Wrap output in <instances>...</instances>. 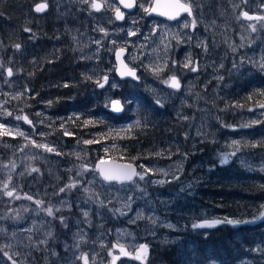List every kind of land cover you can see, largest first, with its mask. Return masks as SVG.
Returning <instances> with one entry per match:
<instances>
[{
	"label": "rangeland",
	"instance_id": "374dc122",
	"mask_svg": "<svg viewBox=\"0 0 264 264\" xmlns=\"http://www.w3.org/2000/svg\"><path fill=\"white\" fill-rule=\"evenodd\" d=\"M180 1L191 6L193 15L171 23L145 17L144 8L149 7L150 0H136L133 12L128 13L120 23L111 17L114 11L111 0H97L101 4L100 11L90 8L91 0L89 4H83L80 0L42 2L49 6V10L36 16L41 19L38 22L60 26L59 39L54 42L53 52L42 53V49L38 50L40 48L35 46L38 40L40 47L42 43V38L37 37L38 31L22 30L33 45L30 47L31 53L35 57L40 53L36 57L38 62L48 64L54 54H59L57 51L60 48L57 46L61 45L62 40L64 49L77 52L76 73L82 78L90 77L93 83L90 88L103 95V108L107 109L109 101L114 99L125 105L121 111L127 114L124 123H116L115 118L107 115L101 116L100 129H103L101 133L104 139L119 140L128 135L121 129H126L137 120L146 121L137 102L123 101L133 93L131 89L148 97L161 113L168 114L167 120H152L156 128L167 121L181 123L184 138L180 144L162 139L165 148L180 145V155L171 160L141 163L137 167L138 172H143L140 165L154 171L168 169L181 161L187 152L189 155L183 161V172L178 181L156 185L134 178L136 184L102 183L93 164L96 160L107 159V153L115 144H102L91 138L87 140L94 143L85 144L84 140L73 138L68 128L69 117H78V111L63 115L62 107L58 110L52 108L49 97L33 103L31 100L36 95L25 90L28 88L25 78L20 76L17 83L16 74H21L15 71L9 77L8 68L3 60L0 61V65H3L0 67V124L4 125V128H0V228L4 229L0 232L2 264H13L14 261L15 264H83L85 254L89 264H146L149 253L143 262L134 258L141 244L148 246V252L152 245H171L190 251V236L211 229H193L194 223L225 218L238 220L228 214L226 207L212 202L214 197L205 198L200 193L202 188H209L210 192H215L216 197L221 198L217 192L221 194L226 187L233 188V185L227 184L228 179L244 183L241 188L237 184V188L231 191L239 196H249L248 200L237 199L239 204L233 208L240 214L243 211V214L250 215L248 219L239 220L248 222L239 224L242 254L233 264H264V223L257 222L260 213L264 212V147L258 143L264 142V108L260 107L264 104V95H260L264 93V69L260 68V63L264 62V20L244 21L239 18L242 11L264 15V0ZM30 14L27 10H19L16 20L27 24ZM193 19L197 21L195 29L191 28ZM16 20L13 23L17 25ZM84 20H88L89 25L83 30ZM185 23L189 24L188 28L184 27ZM252 24L257 27L255 32L249 27ZM2 26L4 33L9 32L4 24ZM101 28L107 32L106 36L100 31ZM133 29L138 30L137 34L129 36V30ZM175 35L180 36L179 43L173 38ZM68 39L71 43H68ZM97 40L102 41V46L95 43ZM6 42L9 43V39ZM165 44L171 45L167 51ZM116 49L125 51L123 61L136 70L139 77L137 82L115 78L112 54ZM189 57L190 67H197L196 72H192L190 67H183ZM165 63L167 67L159 76L147 69L149 64L163 66ZM103 75L108 76V82L104 88H99L94 80ZM172 75L180 81L179 90L162 82ZM237 80H247L251 84L241 89L244 92L242 95L252 93L258 97V102L243 100L246 101L245 105L232 110L229 116H223L221 125L214 121L215 130L211 131V109L207 110L195 99L196 90L205 93L208 100L225 101L233 94L230 87ZM260 89L262 92H258ZM17 96L18 99L14 98ZM108 111L116 114L109 108ZM21 115L27 116L32 124L27 126L16 118ZM65 131L71 135H65ZM17 132L24 135H17ZM234 140L241 141V151L230 157L229 163L221 165L220 157L233 151L229 145ZM245 143H257L258 146L244 147ZM34 144L46 145L54 151L49 152ZM157 150L154 148V151ZM57 152L61 154L57 155ZM231 165L237 169H231ZM33 168L38 171H32ZM152 179L166 178L162 175L146 176V181ZM74 182L77 187L59 191L61 187ZM189 182H193V187H184L181 191L182 185ZM5 183L9 185L8 189H4ZM84 188L89 192L85 193ZM242 188L250 192H242ZM9 190L14 193L12 197L4 194ZM127 195L135 197L131 210L125 209L127 215L109 211V208H121ZM17 196L20 198L17 199ZM108 200L112 203L101 205V201L107 203ZM35 201L42 203L38 207ZM49 207L53 209V216L47 215ZM85 212L88 213L87 217ZM138 212L156 217L157 224L153 226L146 219L130 223L129 218L135 220ZM169 224L173 227H167ZM221 225L233 226L226 223ZM49 232L51 236H48ZM42 240L46 243H40ZM117 242L130 255H122L118 248L112 249L111 246ZM77 243L79 248L76 247ZM113 256L118 257L114 262Z\"/></svg>",
	"mask_w": 264,
	"mask_h": 264
},
{
	"label": "trees",
	"instance_id": "16d2710c",
	"mask_svg": "<svg viewBox=\"0 0 264 264\" xmlns=\"http://www.w3.org/2000/svg\"><path fill=\"white\" fill-rule=\"evenodd\" d=\"M45 1L48 0L0 1V15L3 19L1 20L2 22H0V61L3 60L4 65L7 68H12L13 72H19L25 79L32 78L34 83L36 81V86L34 84V91H28L30 94L36 95V103L44 97H49L48 100L50 101L52 108H57L58 110L62 107L63 110L61 111V114L63 115L75 114L74 112L78 111V114H80L78 116L79 119H77V117H69L70 124H68V128L70 132H72L73 138H79L81 140L91 138L102 144H115L113 148H110V151L108 150L107 159L138 165L150 161L171 160L175 157L176 155H173L171 159H169L168 153L182 148L178 145L184 138L182 124L167 121L162 127L156 128V125L152 120L163 118L167 120L168 114L161 113L148 97H145L142 94L139 95L131 89V92L133 91V93H131L129 98L123 100L125 102H137L139 104L141 114L144 115L142 117H145L148 122L146 128L135 129L131 135H125L119 140H111L110 138L104 139V135L101 133L103 129H100V126L102 125L101 121L103 120L101 116L107 115L113 119L115 118L114 122L116 123H124L127 114L126 112H119L114 115L108 111L109 106L107 109H105V107L103 108V95L96 92L94 88H90L93 83H91L89 79H85V76L82 78L76 73L75 58L77 52H72L70 49H64L63 47L65 44L61 40V45L57 46L60 48V51H57L59 54H54V56L49 59V64H45L44 61H41V63L38 62L34 54L31 53L29 49L31 47L29 45L31 44L27 42L29 39H27L28 37L22 33V30L24 26V28H29L31 31L34 29L36 31L38 30L37 37L42 38L43 40L41 47L39 46V42H37L35 46L40 48L38 50L43 48L41 50L42 53L45 51L53 52L55 49L54 42L59 39L57 34L60 30V26L52 24L46 25L45 22H38L41 19L36 17L33 11L35 5ZM19 10H27L28 14L31 13L27 19L30 21L29 23L21 24L18 19L16 20V14ZM14 20L18 22L17 25L16 22L13 23ZM3 24L9 29V32L4 33ZM88 25V20L82 21L83 30L87 29ZM7 39H9V43L6 42ZM68 43H71L70 39H68ZM16 44L21 45L20 51L19 49H15ZM65 84H67L68 87H65ZM249 85L251 84L247 82V80L234 81L230 87V90L232 92L234 91L233 95H231L229 99L226 98L227 100L225 101L208 100L205 93L201 94L200 91L196 90V96H194L195 99L200 101V104L205 105L207 110L211 109L209 115V118H211V124H209L211 131L215 130L214 121H216L218 125H221L224 121L223 116H229L232 110L245 105L246 101L243 100H248L252 103L258 102V97L252 95V93H246L248 96L242 95L244 92L241 89H243L244 86ZM258 92H262V89L258 90ZM123 106L125 108V105ZM91 134L94 135L91 137ZM160 135H163L164 137H158ZM163 138L172 142L175 141L178 144L176 147L170 146L165 148L162 141ZM154 148H158L157 151H163L164 155L155 156L154 153L157 151H154ZM134 157L135 159H133ZM231 169L236 170L237 167L231 165ZM227 181V184L230 186L233 185V188H237V184L239 188L244 185L243 182L232 181L229 179ZM233 188L226 187L221 194L217 192L218 195H221V198L216 197L215 192H210L209 188H202L203 190L201 189L200 193L205 198L214 197L215 199L213 198L212 202L224 206V208L226 207L230 216L233 215L234 217H237L238 220H244V218L248 219L250 215L247 216L243 214V211L240 214L237 212V209L234 210L233 208L239 204L237 199L242 198L248 200L249 196L246 194L239 196L231 191ZM242 192H250V190L242 188ZM212 202L210 203L213 204ZM255 211L256 207H254V213ZM232 227H236V229H233ZM240 231V225L237 224L230 227L219 225L212 227L210 230L202 232L201 234L193 233V235L190 236L192 239L191 244L188 245L190 251L171 245L164 247L152 245L148 252V262L146 264H233L242 254L238 236Z\"/></svg>",
	"mask_w": 264,
	"mask_h": 264
},
{
	"label": "snow or ice",
	"instance_id": "6c2138e0",
	"mask_svg": "<svg viewBox=\"0 0 264 264\" xmlns=\"http://www.w3.org/2000/svg\"><path fill=\"white\" fill-rule=\"evenodd\" d=\"M80 2L83 3V4H89V0H80ZM111 5L114 6L113 10L115 11V19L116 20H122V19H124V15L125 14L121 10L120 5H122L123 8L131 9L134 6H136V0H119V5L115 4V0H111ZM89 6H90V8L92 10H95V11H100L101 10V4L98 3L97 0H91V3H90ZM46 7H47L46 4H40V5L36 6L35 10L37 12H41ZM173 7L175 9L174 12H172L170 14L169 13H161V14L162 15H168L169 19H175L176 17H178L180 15L181 12H186L188 14V16H192L193 15L191 6L188 5V4L180 3V0H176V3L173 5ZM155 10L156 9H154V8L153 9L144 8L145 12L155 11ZM241 15L243 16L244 19H246L248 21L264 20V15L253 16V15H249L246 11L242 12ZM196 25H197V21L195 19H193L191 21V28L195 29ZM184 27L188 28L189 24L185 23ZM249 27L252 28L253 32H255L257 30V27L254 24L249 25ZM24 30L26 32H30L31 31L29 28H25ZM100 31L104 32L105 36L107 35V32L105 31V29L101 28ZM137 31L138 30H135V29L129 30L128 35L129 36H135L137 34ZM173 38L176 39L178 43L180 42V36L179 35H175ZM73 39L75 40L76 38L73 37ZM145 39H148V37H145ZM161 42L163 43V41H161ZM95 43L98 46H102V41H100V40L95 41ZM170 46L171 45H169V44H165L164 45L165 50L167 51V49ZM20 47H21L20 44H16L15 45L16 49H20ZM122 51H123V49H121L119 51H116L117 61H119L120 65H121V67L118 68L117 71L119 72L121 77L128 76V77H131L134 80L135 79H139V77L136 74V70L131 68V67H129L127 64H125L123 61L120 60V56H121V52ZM233 51H235V49H233ZM173 63H175V62H173ZM190 64H191V58L189 57V58H187V61L184 63L183 67L184 68H189ZM0 67H3V66L0 65ZM165 67H167V63H165L163 66L158 65V64L157 65L149 64L147 66V69L149 71H151L153 73V75L159 76V74L164 70ZM260 68L264 69V62L260 63ZM190 70L192 72H196L197 71V67L192 66V67H190ZM7 74H8L9 77H11L13 75L12 68H8L7 69ZM85 79H90V77L85 76ZM107 82H108V76L107 75H103L102 78H97V79L94 80V83H96L99 88H104V86H105V84ZM162 82L164 84H166L168 87H170L172 89H175V90H179L181 88L180 81L177 79V77L175 75L170 76L168 79H165ZM64 86L68 87L67 84H65ZM113 87H115V85H113ZM260 95H264V93H260ZM14 98L18 99L19 96L14 97ZM249 98H251V97H249ZM157 102L159 103V101H157ZM260 107L264 108V104H261ZM111 110L113 112H116V113H119V112L123 111V106H122L121 102L118 101V100H112L111 101ZM7 114L11 115V113H7ZM37 115H39V114H37ZM16 118L18 120L21 119V117H19V116H17ZM23 119L25 120L26 123L32 124V121H30L27 116H24ZM77 119H79V117H77ZM184 119H187V117H185ZM253 123H256V122H253ZM147 126H148V122L147 121L142 122L140 120H137V121H135L134 124L129 125L126 129H121V131L126 132L129 135H131L134 129H142V128H146ZM247 126H249V125H244V127H247ZM61 127H63V125H61ZM0 128H4V125L0 124ZM5 134H7V133H5ZM16 134L17 135H21V136L24 135L23 132H17ZM65 135H71V133L65 131ZM187 138L188 137L186 135L185 139H187ZM84 143L85 144H92V143H94V141L86 139V140H84ZM258 143H259V146L264 147V142H258ZM34 146L35 147L45 148L49 152L54 151V149H52L50 147H47L46 145H43V144H34ZM243 146L244 147L256 148L258 145H257V143H253V144H250V145L245 143ZM229 147L233 148V151L231 153L223 154L220 157L219 163L221 165H225V164L229 163L230 157L236 156V154L241 151V147H242L241 141L234 140L232 142V144L229 145ZM56 154L60 155L61 153L57 152ZM154 155L155 156H162V155H164V152L163 151H157V152L154 153ZM173 155H180L179 149H177L174 152H169L168 153V158L171 159V157ZM188 155H189V153L185 152L183 154V159L181 161L176 162L174 164V166H169L168 169H159V170L154 171L150 167H147V166H144V165H140V167L143 168V172H138L131 165H128V166H126L125 170L120 171V172H111V171H103V170H101L100 174H101V176L103 177V179L106 182L115 181V182L120 183V184H124L125 182L136 184V180L134 178H138L139 181H145L146 183L156 184V185H164L166 183H171L173 181H178L180 179V174L183 172V161L187 160ZM133 159H135V157ZM85 170H87L86 166H85ZM32 171L35 172V171H38V170L33 168ZM78 175H79V173H78ZM148 175H162L166 179H152V180H147L146 181V176H148ZM3 187H4V189H8L9 185L7 183H5L3 185ZM75 187H77V184L74 182V183H70L68 185H65L64 187H61L59 189V191L60 192H65L66 190H70V189L75 188ZM184 187H187L189 189L192 188L193 187V182H189L186 185H182L181 191L184 190ZM83 191L85 193H88L89 189L84 188ZM4 194L6 196H8V197H12L14 193H13L12 190H9V191H6ZM16 198L19 199L20 197L17 196ZM26 198L27 199H31V197H26ZM89 199H91V196L89 197ZM123 199H124V203H123L121 208H109V211H112L114 214L115 213H119L120 215H127V211H125V209L131 210V203L135 199V197L132 196V195H127ZM35 203L39 207L42 202L41 201H35ZM100 203H101L102 206H107V204H111L112 201L108 200L107 203H105L104 201H101ZM46 211H47V215L48 216H53L54 215L53 214V209L51 207L47 208ZM84 215H85V217H87L88 213L85 212ZM259 218H264V212L260 213ZM143 219L148 220L149 223L151 225H153V226H155L157 224V218L156 217H154V216H145L143 213H140V212H138L136 214L135 220H133L130 217L129 218V222L130 223H135L137 220H143ZM60 220H61V223L64 222L63 221V217H61ZM247 222L248 221H239V220H232V219L225 218L224 220H211V221H204L203 223H194L192 225V227H193V229L212 228V227H215L216 225L221 224V223H226V224H229V225H237V224H240V223H247ZM167 227L171 228L173 226L169 224V225H167ZM3 231H4V229L0 228V232H3ZM28 231H31V229H28ZM48 236H51L50 232L48 233ZM40 243H46V241L42 240V241H40ZM76 247L79 248V243H77ZM111 247H112V249H117L118 248L119 252L122 255H130V253L126 250V248L123 245H120L119 242H117L116 244H113ZM147 253H148V246L146 244H141V245H139L138 249H136L134 258L137 259V260H141L143 262V260L147 256ZM5 255L7 256L8 254L5 253ZM109 255L110 256L112 255V251L111 250L109 251ZM9 259H11L10 256H9ZM116 259H118V257L113 256V262ZM0 264H2V261H0ZM13 264H15V261L13 262ZM83 264H89V259H88V256L86 254L83 256Z\"/></svg>",
	"mask_w": 264,
	"mask_h": 264
},
{
	"label": "water",
	"instance_id": "95a60500",
	"mask_svg": "<svg viewBox=\"0 0 264 264\" xmlns=\"http://www.w3.org/2000/svg\"><path fill=\"white\" fill-rule=\"evenodd\" d=\"M116 4L119 5V0H115ZM176 3V0H150V5H149V9H156L155 11H149V12H145V17H153V18H157V19H160L164 22H168V23H171V22H174V21H177L183 17H186V18H191V16H188V14L186 12H181L180 15L178 17H176L175 19H169L168 15H162L161 13H172L174 12V7L173 5ZM180 3H183L180 1ZM40 4H45V3H39L37 5H35L33 7V11L35 13L36 16H41L43 14H45L48 10V7H46L43 11L41 12H37L35 10L36 6L40 5ZM185 4V3H184ZM121 9L124 10L126 13H131L133 12L134 10V7L131 8V9H127V8H123L122 5H120ZM242 12H245V11H242ZM241 12V13H242ZM241 13L239 14V18L241 20H244V21H248L246 19L243 18V16L241 15ZM249 15H253V16H256L255 14L253 13H248ZM113 17L115 19V13L113 14ZM116 22H119L120 20H116ZM254 21V20H252ZM121 49H116L113 54H112V62H113V65H114V70H113V74L115 76V78L119 81H123V80H126V81H130V82H137L138 79H132L131 77H128V76H125V77H121V75L119 74V72L117 71L118 68L121 67L120 65V62L117 61V58H116V51H119ZM125 55V51L123 50L121 52V56H120V60L123 61V56ZM124 62V61H123ZM112 101V100H111ZM111 101L109 102L108 106L111 110ZM112 111V110H111ZM21 117V122L22 123H26L25 120L23 119V115L20 116ZM128 165H131L133 168H135L137 170V165L133 164V163H128V162H122V161H117V160H112V159H104V160H96L93 164V169L96 170L97 172V176L99 178V180L102 182V183H105V184H119V185H125V184H130L129 182H125L124 184H120V183H117L115 181L113 182H106L103 177L101 176L100 172L101 170L103 171H111V172H120V171H123L125 170L126 166ZM221 224H218L216 226H219Z\"/></svg>",
	"mask_w": 264,
	"mask_h": 264
},
{
	"label": "flooded vegetation",
	"instance_id": "af4514ba",
	"mask_svg": "<svg viewBox=\"0 0 264 264\" xmlns=\"http://www.w3.org/2000/svg\"><path fill=\"white\" fill-rule=\"evenodd\" d=\"M117 5V4H116ZM122 10V9H121ZM123 12H124V18L127 16V15H129L128 13H126L124 10H122ZM115 13V11H113L112 12V15H111V17L113 18V20L115 21V19H114V17H113V14ZM145 15V14H144ZM122 20H120L119 22H116V23H120ZM16 73H19V72H16ZM20 76H22V75H17L16 74V78L18 79V81H17V83H19L20 82ZM25 83H26V85L28 86V88H26L25 90H31V91H34V88H35V86H36V81H35V83L33 82V79L32 78H26L25 79ZM34 84H35V86H34ZM31 101H33V103H36L35 101V98H33ZM111 101V100H110ZM109 101V102H110ZM187 101H190V99H187ZM109 110H110V108H109ZM24 116V115H23ZM20 121H21V119H20ZM25 125H30L29 123H24ZM139 166V164L137 165V167ZM260 216V215H259ZM259 216H258V219H257V222L258 223H260V224H263L264 223V218H259Z\"/></svg>",
	"mask_w": 264,
	"mask_h": 264
},
{
	"label": "bare ground",
	"instance_id": "6f19581e",
	"mask_svg": "<svg viewBox=\"0 0 264 264\" xmlns=\"http://www.w3.org/2000/svg\"><path fill=\"white\" fill-rule=\"evenodd\" d=\"M34 24H36V23H34ZM34 24H33V25H34ZM33 25H32V27H33ZM24 27H25V26H24ZM24 27H23V28H24ZM36 28H37V27H36ZM31 29H32V28H31ZM37 29H38V28H37ZM32 30H33V29H32ZM34 30H35V29H34ZM37 31H38V30H37ZM29 36H30V35H29ZM20 37H21V35H20ZM24 38H25V37H24ZM20 39H21V38H20ZM34 39H35V38H34ZM25 40H26V39H25ZM42 40H43V39H42ZM20 42H21V41H20ZM27 42H28V41H27ZM36 42H37V41H36ZM38 42H39V40H38ZM25 43H26V42H25ZM28 44H29V43H28ZM31 44H32V43H31ZM41 44H42V43H41ZM22 45H23V44H22ZM25 45H26V44H25ZM25 45H24V47H25ZM29 46H31V45H29ZM32 46H33V45H32ZM32 46H31V48H32ZM27 47H28V46H27ZM46 47H47V46H46ZM25 48H26V47H25ZM29 49H30V48H29ZM33 49H34V48H33ZM42 49H43V48H42ZM31 50H32V49H31ZM33 51H34V50H33ZM36 51H37V50H36ZM38 52H39V51H38ZM32 53H33V52H32ZM39 54H40V53H39ZM39 54H38V55H39ZM29 55H31V54H29ZM35 55H36V54H35ZM38 55H37V56H38ZM31 56H32V55H31ZM37 56H36V57H37ZM36 57H35V58H36ZM46 61H47V60H46ZM48 64H49V62H48ZM46 66H47V65H46ZM233 92H234V91H233ZM233 92H232V93H233ZM235 93H236V92H235ZM232 95H233V94H232ZM237 95H238V94H237ZM51 96H52V95H51ZM58 97H59V96H58ZM51 100H52V99H51ZM68 100H69V99H68ZM63 101H64V100H63ZM69 102H70V101H69ZM61 105H62V104H61ZM63 159H64V158H63Z\"/></svg>",
	"mask_w": 264,
	"mask_h": 264
}]
</instances>
